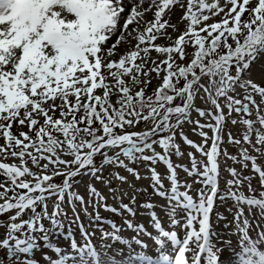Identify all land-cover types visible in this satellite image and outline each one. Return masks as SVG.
<instances>
[{
  "label": "snow or ice",
  "instance_id": "6c2138e0",
  "mask_svg": "<svg viewBox=\"0 0 264 264\" xmlns=\"http://www.w3.org/2000/svg\"><path fill=\"white\" fill-rule=\"evenodd\" d=\"M0 264H264V0H0Z\"/></svg>",
  "mask_w": 264,
  "mask_h": 264
},
{
  "label": "rangeland",
  "instance_id": "374dc122",
  "mask_svg": "<svg viewBox=\"0 0 264 264\" xmlns=\"http://www.w3.org/2000/svg\"><path fill=\"white\" fill-rule=\"evenodd\" d=\"M161 42H163V41H161ZM190 138H193V139H199L198 137H195V136H192V137H190ZM186 148H187V146H185ZM103 215H105V216H107V215H109V214H107V213H102ZM231 217H229V219H230ZM222 227V226H221ZM224 233H225V235H227L228 233H227V230H224ZM130 235V234H129Z\"/></svg>",
  "mask_w": 264,
  "mask_h": 264
}]
</instances>
